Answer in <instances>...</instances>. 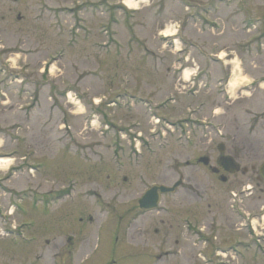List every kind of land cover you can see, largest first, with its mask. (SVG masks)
<instances>
[{"label": "rangeland", "instance_id": "obj_1", "mask_svg": "<svg viewBox=\"0 0 264 264\" xmlns=\"http://www.w3.org/2000/svg\"><path fill=\"white\" fill-rule=\"evenodd\" d=\"M124 1L0 0V263L264 264L240 175L194 164L220 143L264 163V0ZM172 95L179 109H157ZM188 109L210 123L178 121Z\"/></svg>", "mask_w": 264, "mask_h": 264}, {"label": "flooded vegetation", "instance_id": "obj_2", "mask_svg": "<svg viewBox=\"0 0 264 264\" xmlns=\"http://www.w3.org/2000/svg\"><path fill=\"white\" fill-rule=\"evenodd\" d=\"M103 3H99L98 6H102ZM225 149V147H224ZM227 155H225L223 152L218 155L214 161L215 164L213 166L209 165L210 158H208V162L204 163L203 161L200 160V156H197L194 158V164L197 166H204L208 167L210 171L214 175H218L220 180L226 181V176H238L237 174L240 175V181H241V186L242 189H240L241 193L244 194L245 198L249 199L251 198L252 200L256 201V208L253 207V209L247 210L246 208L241 209L242 215L239 217L241 219V230L242 228L246 231L247 235L249 238H254L256 237L257 239L259 237L264 238V232H258L257 229L253 227V221H256V224H258V227H260L262 230H264V227H261L259 224L262 218V213L264 211L263 204H260V200L257 195L254 193L257 191L259 193H263L264 191V163L260 164L257 168L254 165L250 164H243L240 165L239 162L237 161V155H235V158L233 154L229 153L228 158L230 159H224ZM241 161V160H240ZM219 163L223 164L228 168L226 170L224 167H220ZM186 164L189 165V162L186 161ZM225 174V175H224ZM183 180L182 178H180ZM123 180H126V177H123ZM228 192L232 193L231 190H228ZM138 202V200H137ZM137 208H138V203H137ZM260 220V221H259ZM257 231V232H256ZM196 234L198 232H195ZM205 240H208V238H205ZM205 251V248L202 250ZM199 253V252H198ZM166 251L160 250L159 254L155 255V258L161 259V257L167 255ZM196 255V253H195ZM56 261L54 260V263ZM3 264V263H0ZM11 264V263H10ZM23 264V263H21ZM57 264V263H55Z\"/></svg>", "mask_w": 264, "mask_h": 264}, {"label": "water", "instance_id": "obj_3", "mask_svg": "<svg viewBox=\"0 0 264 264\" xmlns=\"http://www.w3.org/2000/svg\"><path fill=\"white\" fill-rule=\"evenodd\" d=\"M12 1H17V0H12ZM219 151H223L224 147L222 144H219L218 146ZM224 159H230L228 157H225ZM201 161H203L204 163L208 162V158L207 157H202L200 158ZM222 167H224L226 170H228V168L226 166H224L223 164L219 163ZM181 183V181H177L174 183V185L172 186H166V185H152L151 187H149L147 190L144 191V193L141 195V197L139 198V207L145 211H149V210H154L157 208L158 206V202L160 199V195L164 194V193H171L175 190V188Z\"/></svg>", "mask_w": 264, "mask_h": 264}, {"label": "bare ground", "instance_id": "obj_4", "mask_svg": "<svg viewBox=\"0 0 264 264\" xmlns=\"http://www.w3.org/2000/svg\"><path fill=\"white\" fill-rule=\"evenodd\" d=\"M129 7H133L135 5V3H133V0H125L124 1ZM174 29L172 27H167L165 29L166 33H173ZM187 73V72H185ZM10 159L8 158H0V163H2L3 165H6L9 162Z\"/></svg>", "mask_w": 264, "mask_h": 264}]
</instances>
